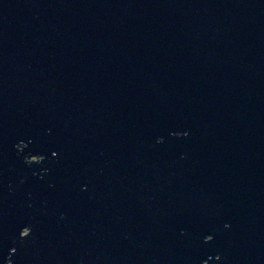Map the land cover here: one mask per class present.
Masks as SVG:
<instances>
[{
    "label": "water",
    "instance_id": "1",
    "mask_svg": "<svg viewBox=\"0 0 264 264\" xmlns=\"http://www.w3.org/2000/svg\"><path fill=\"white\" fill-rule=\"evenodd\" d=\"M6 263L264 264V0H0Z\"/></svg>",
    "mask_w": 264,
    "mask_h": 264
},
{
    "label": "flooded vegetation",
    "instance_id": "2",
    "mask_svg": "<svg viewBox=\"0 0 264 264\" xmlns=\"http://www.w3.org/2000/svg\"><path fill=\"white\" fill-rule=\"evenodd\" d=\"M32 157L34 156H30V157H26V160L29 161V160H38L40 157H38V159H32ZM7 264V263H6Z\"/></svg>",
    "mask_w": 264,
    "mask_h": 264
},
{
    "label": "rangeland",
    "instance_id": "3",
    "mask_svg": "<svg viewBox=\"0 0 264 264\" xmlns=\"http://www.w3.org/2000/svg\"><path fill=\"white\" fill-rule=\"evenodd\" d=\"M32 159H38V157H35V156H34V157H32Z\"/></svg>",
    "mask_w": 264,
    "mask_h": 264
}]
</instances>
